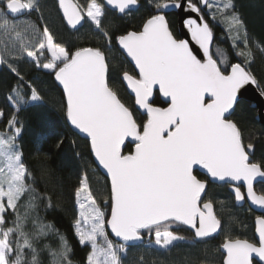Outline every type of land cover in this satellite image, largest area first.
I'll return each mask as SVG.
<instances>
[{
    "label": "snow or ice",
    "instance_id": "obj_1",
    "mask_svg": "<svg viewBox=\"0 0 264 264\" xmlns=\"http://www.w3.org/2000/svg\"><path fill=\"white\" fill-rule=\"evenodd\" d=\"M0 29L8 43L26 54L37 65L49 70L62 85L66 98V115L70 123L90 140L91 152L98 166L106 171L110 191L103 205L98 201L85 173L75 189L78 218L74 227L81 245L89 244L87 264H124L130 242L144 239L161 250H169L185 237L169 230L179 222L194 230V238L211 237L222 227L211 199L204 200L208 181L197 177V166L213 180L244 182L247 197L264 209V194L254 191V181L264 178V162L250 159L254 145L244 143L242 130L232 118L240 95L246 86H260L253 69L255 52L244 21L234 11L232 0L222 4L213 0H153L156 13L138 31H127L115 37L122 54L134 63L135 74L122 72V81L134 94L135 105L143 109L146 119L138 122L132 109L110 83L116 66L110 62L112 35L102 27L104 5L89 0L86 7L74 0H59L67 23L76 28L87 17L102 34L105 47H79L75 51L56 42L47 26L37 36L33 25H22L9 16L38 10L37 0H2ZM107 5L125 13L138 0H106ZM203 6V8L201 7ZM188 13L183 23L192 41L202 50V58L187 39L174 35L165 15L169 8ZM219 15L227 24L235 55L230 62L226 50L219 46L211 51L214 34L204 18ZM33 33V41L24 33ZM14 34V35H13ZM242 41L243 47L237 42ZM255 48L264 53V46ZM47 52L50 59L45 56ZM47 62H42L41 58ZM223 66V67H222ZM11 70L22 80L17 70ZM166 98V107L153 102L157 91ZM8 100L21 105L25 97L17 89ZM264 96V91H261ZM30 99L41 100L35 88ZM4 113L0 111V116ZM15 116L8 120L11 134H0V264H42L40 253L47 250L50 264H72L71 247L60 236L59 248L39 245L54 230L38 216L37 200L51 199L36 189L35 177L16 147L21 128ZM126 141L133 145L125 153ZM27 195L20 212L21 200ZM236 201L245 199L239 186H234ZM6 214L14 215L10 226ZM31 220L33 228L26 230ZM258 243L247 239L225 238L223 264L264 262V216L256 217ZM110 233L120 241L116 243Z\"/></svg>",
    "mask_w": 264,
    "mask_h": 264
},
{
    "label": "trees",
    "instance_id": "obj_2",
    "mask_svg": "<svg viewBox=\"0 0 264 264\" xmlns=\"http://www.w3.org/2000/svg\"><path fill=\"white\" fill-rule=\"evenodd\" d=\"M74 1L80 5H86L89 2V0ZM138 1L140 7L136 11L123 15H117L116 12L105 8L102 27L113 38L112 51L108 55L110 62L116 66L117 70L110 74V83L118 90L123 102L132 109L138 122H143L146 115H142L135 108L133 97L127 93L121 81V68L131 74H135L136 69L121 53L115 41V37L127 31L141 30L143 23L156 13L153 0ZM98 2L102 3V0ZM37 3L38 10L27 12L24 16L31 19L39 29L43 30V27L47 26L56 42L72 51L79 47H105L102 34L87 19L80 29L71 30L65 25L55 0H39ZM232 3L234 11L244 21L252 42L255 52L253 69L260 83L258 89L260 92L264 91V53L255 48L257 44L264 46V0H232ZM3 7L4 3L1 1L0 8ZM201 7L203 8L202 5ZM165 15L171 30L178 37L175 11L172 10ZM204 18L214 34L211 48L214 58H217L215 49L219 46L226 50L230 62H238L241 58L235 55L238 49L232 46L233 41L226 30L227 24L219 15L215 20L211 19L207 10H204ZM237 43L243 47L242 41ZM45 56L49 57L48 53L45 52ZM41 60L46 62L43 57ZM9 65L20 73L22 80ZM32 88L37 90L41 100L30 99ZM12 89H17L25 97L23 104L16 105L8 100L9 95L14 96ZM153 102L156 106H167L157 92L154 93ZM0 111L4 113L0 116V134H11L13 130L9 129L7 124L8 120L15 116L16 126L21 128L16 138V147L22 151L23 161L35 177L34 186L38 192L46 194L51 199V207L48 206L47 199L36 201L38 216L43 222L51 224L55 230L42 240L39 246L43 248L44 245H48L59 248V237L63 236L72 250L70 254L72 264H87L91 246L79 243L74 227L78 217L75 189L79 186L82 176L87 173L93 193L105 208L107 217L110 207L103 205V199L108 196L110 188L107 178L94 163L89 141L76 134L67 122L64 95L56 84L54 75L24 58L15 56L10 61L3 62L0 66ZM256 115L257 109L250 102L242 100L236 105L232 118L238 123L242 132L246 130L251 135L255 150L253 158L258 162H264V126L256 120ZM256 132L260 134L256 135ZM132 148L133 145L126 141L124 152L127 153ZM195 174L199 179L208 181L207 194L203 199H211L214 203V211L222 220L219 233L210 238L197 240L192 230L177 222L172 224L169 230L185 237V240L177 242L169 250H161L151 245L150 241L153 238L149 237L147 230H144V239L140 243L127 246V254L131 256V261L127 264H221L223 255L219 247L225 238L247 239L255 242L252 222L255 214L244 207L235 206L234 197L228 189L229 183L213 181L199 169L195 170ZM27 198L26 195L20 202L21 213L24 211L23 205ZM219 209L222 212H218ZM6 217L9 221V225L6 226H10L14 215L6 214ZM32 228L33 225L29 220L26 230L31 231ZM110 238L119 243L111 234ZM40 260L42 264H50L46 249L41 251ZM254 264L257 263L254 262Z\"/></svg>",
    "mask_w": 264,
    "mask_h": 264
},
{
    "label": "water",
    "instance_id": "obj_3",
    "mask_svg": "<svg viewBox=\"0 0 264 264\" xmlns=\"http://www.w3.org/2000/svg\"><path fill=\"white\" fill-rule=\"evenodd\" d=\"M55 1H56L57 5H58L60 15H61V17H62V19H63L65 25H66L69 29H71V30H78V29H80V28L83 26V24H84L86 18H85L83 21H81V23H80L79 25H77L76 28H72V27L67 23L66 19H65L64 16H63V12H62V10L60 9V6H59V0H55ZM74 2H75V1H74ZM102 3H103L104 7H105L107 10H110V11L116 12L117 15H123V14H124V13H120V12L118 11V9H115V8H113L112 6L107 5L106 0H102ZM139 7H140V2L138 1V4H137V5L132 6L129 10H126L125 13L132 12V11H136ZM172 10L175 11V13H176V15H177V35H178V38H180V39H187V40L189 41L190 47H191V48L194 50V52L198 55V58H202V50H200L199 47H198V45H196L195 42L192 41V39H191V35H190V33L188 32L187 28L185 27V25H184V23H183L184 19H185L188 15H193V16H194L195 14H194V13H188V12H185V11H183L182 9H176V8H171V7H170L169 9L165 10V13H168V12H170V11H172ZM26 13H27V12H24V13L19 14L18 16H9V17L12 18V19L21 18V17H23L24 15H26ZM125 57H126V55H125ZM126 58H127V59L129 60V62L134 66V63L130 61V58H128V57H126ZM134 68H135V66H134ZM136 71H137V70H136ZM54 80H55V79H54ZM121 81H122V76H121ZM55 82H56V84L60 87V89H61V91H62V93H63L62 85H60L57 81H55ZM122 84H123L125 90L127 91V93H128L130 96H132V97H133V100H134V94L131 93L130 89L127 88V86H126V82L122 81ZM246 89H247V90H246V91H243L242 95H240L238 102H240V101H242V100L247 101V102H250V103L252 104V106L255 107V108L257 109L256 120H257L262 126H264V96H261V95H260L261 92H260V90L258 89V87L255 86V85H249V86H246ZM155 92H157L158 95H159V97L161 98V100L164 101V102L166 103V98L162 97V95L158 92V90L155 91ZM155 92H154V93H155ZM63 95H64V93H63ZM153 97H154V96H153ZM64 100H65V105H66V98H65V95H64ZM134 106H135V108H136V109H137L142 115H145L143 109H139L138 106L135 105V102H134ZM66 118H67V115H66ZM67 122H68V124H69L70 127L74 130V132H75L76 134H78L79 136H81V137L87 139V140L89 141V144H90V140L86 137V134H83V133H81L78 129H76V128L70 123V121L68 120V118H67ZM90 149H91V148H90ZM252 152H253V149L251 150L250 157H251V155H252ZM92 157H93L94 163H95V165L98 167L99 171H100V172H101V173L107 178L108 183H109V188H110V181H109V178H108L107 175H106V171L103 170L102 167L98 166V162L95 160V157H94L93 154H92ZM196 169H199V170L203 171V172L206 174V170L200 169L198 166H197ZM209 178H210L211 180H213L211 177H209ZM213 181H218V180H213ZM218 182H227V183H229V187H228V189H229V192H230V193L233 195V197H234V204H235V206H237V207H241V206H243L245 203H247V205H248V206H249L254 212H256L259 216H263V215H264V209H261L259 206L254 205V204L251 202V200L248 199V197H247V188H246V185L244 184L243 181L239 182L238 184H237V182H231V181H218ZM256 183H264V178L258 177V178L256 179V181H254V184H256ZM234 186H242V187H243V191H242V190H241V191H242V193H243L244 196H245V199H244V200H242V201H236V200H235V196H234ZM254 191H255V190H254ZM256 193H257V192H256ZM257 194L260 195L259 193H257ZM109 215H110V213H109ZM253 225H254V238H255V242L258 243V241H259V234H258V232L256 231V228H257V225H256V217L253 219ZM184 226L187 227V228H189L190 230H192V232H193V234H194V230H193V229H191V228H190L189 226H187V225H184ZM108 231L110 232V229H108ZM219 231H220V229H219L216 233H214L211 237L216 236V235L219 233ZM110 234H111V233H110ZM113 237H114V236H113ZM114 238H115V237H114ZM206 238H210V237H206ZM115 239H116L118 242H120V241L118 240V238H115ZM141 241H142V240H141ZM141 241L130 242V243L128 244V246L136 245V244L140 243ZM250 242H251V241H250ZM222 244H223V243H222ZM222 244H221V245H222ZM219 251L222 253L223 258H224V256H225V252H224V250L222 249L221 246L219 247ZM253 261H254L255 263H257V264H264V262H259V261H258V258H256V257L253 258ZM201 264H209V263H201ZM221 264H223V260H222V263H221Z\"/></svg>",
    "mask_w": 264,
    "mask_h": 264
},
{
    "label": "rangeland",
    "instance_id": "obj_4",
    "mask_svg": "<svg viewBox=\"0 0 264 264\" xmlns=\"http://www.w3.org/2000/svg\"><path fill=\"white\" fill-rule=\"evenodd\" d=\"M2 0H0L1 2ZM39 0H37L38 2ZM214 3H220L222 4L224 1L223 0H213ZM87 5V4H86ZM86 5H83L86 7ZM105 9V7H104ZM34 11H37L36 9L30 11V12H34ZM9 18V17H8ZM87 19V17H85ZM10 19V18H9ZM17 23H20L22 25H33L36 29H37V36L39 33H42V29H39L37 25H35L33 23V21L31 19H28L26 18L25 16L24 17H21V18H18V19H14ZM88 20V19H87ZM89 22H91L90 20H88ZM92 23V22H91ZM93 24V23H92ZM93 26L95 27V25L93 24ZM14 35V34H13ZM25 35V38L29 41H33V33L31 30H29L28 32L24 33ZM13 37H7L5 38L4 37V34H3V30L0 29V66L3 64V62H8L10 61L12 58H14L15 56L18 57V58H24L32 63H34L36 65V63L29 57L26 56V54H23L21 52L18 51L19 49V44L17 43L16 45V48L14 49L12 47V45L10 43H8V40L9 39H12ZM47 53V52H46ZM49 55V54H48ZM50 59V56L48 57ZM47 62V61H46ZM37 66V65H36ZM46 70V69H44ZM49 71V70H47ZM255 132V131H254ZM258 132H256V135H257ZM243 134V140H244V143L247 144L249 142L252 143V139H251V135L248 134V132L245 130L242 132ZM260 134V133H258ZM253 162H255V159L253 158L252 160ZM256 190H258V188H256ZM258 192H262L261 189L258 190ZM264 194V193H263ZM78 208V206H77ZM221 209V208H220ZM218 210V212H222L221 210ZM78 212H79V209H78ZM78 218V217H77ZM151 245H153L154 247H156L154 245V243H151ZM158 248V247H156ZM159 249V248H158ZM122 255V259L123 260H126L124 262V264H127L129 261H131V256L129 254H121Z\"/></svg>",
    "mask_w": 264,
    "mask_h": 264
},
{
    "label": "flooded vegetation",
    "instance_id": "obj_5",
    "mask_svg": "<svg viewBox=\"0 0 264 264\" xmlns=\"http://www.w3.org/2000/svg\"><path fill=\"white\" fill-rule=\"evenodd\" d=\"M253 144V143H252ZM254 145V144H253ZM254 153H255V150H254V148H253V152H252V155H251V157H250V159L251 160H253V155H254ZM255 162H258L257 160H255ZM229 187V186H228ZM240 188H241V190L243 191V187L242 186H239ZM256 188H258V190L259 189H261V193L260 192H258V190H256ZM254 190H255V192H257V193H259V194H263L264 193V183H256V184H254ZM241 207H244V209H246V210H251L255 215H254V217H253V219L255 218V217H257V216H259L256 212H254L248 205H247V203H245L243 206H241ZM264 216V215H263ZM253 222V221H252ZM253 243H256V242H253Z\"/></svg>",
    "mask_w": 264,
    "mask_h": 264
}]
</instances>
